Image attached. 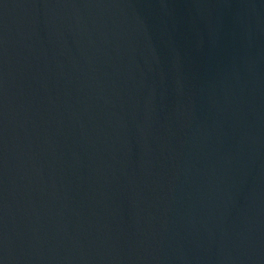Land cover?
Instances as JSON below:
<instances>
[{
    "label": "water",
    "instance_id": "95a60500",
    "mask_svg": "<svg viewBox=\"0 0 264 264\" xmlns=\"http://www.w3.org/2000/svg\"><path fill=\"white\" fill-rule=\"evenodd\" d=\"M0 264H264V0H0Z\"/></svg>",
    "mask_w": 264,
    "mask_h": 264
}]
</instances>
